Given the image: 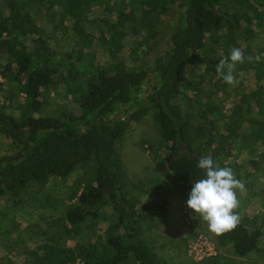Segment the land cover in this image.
Returning a JSON list of instances; mask_svg holds the SVG:
<instances>
[{"label": "trees", "instance_id": "obj_1", "mask_svg": "<svg viewBox=\"0 0 264 264\" xmlns=\"http://www.w3.org/2000/svg\"><path fill=\"white\" fill-rule=\"evenodd\" d=\"M95 6L110 16L91 19ZM171 8L167 48L152 51L145 24L157 30ZM262 10L264 0H0V96L17 102L9 109L0 102V134L12 142L0 155V198L16 207L52 182L66 188L65 197L40 195L58 224L35 225L39 245L20 249L13 241L22 264H166L150 218L165 214L172 192L162 178L148 181L152 190L130 180L118 155L119 142L146 114L162 139L173 193L188 199L192 183L204 178L197 167L204 156L231 168L251 191L258 173H240L233 154L253 153L255 141H264V74L255 60L236 66L235 77L249 70L254 95L244 80L225 83L216 65L232 48L246 58L264 54ZM124 37L130 38L126 56ZM98 49L105 61L96 59ZM189 73L207 86L204 96L187 94ZM55 87L65 99L57 109L45 103ZM229 98L233 105L225 110ZM236 195L240 202L250 196L239 189ZM234 211L238 226L213 235L218 249L245 257L260 249L264 217L256 224ZM61 238L74 243L60 244ZM199 264L229 263L214 255Z\"/></svg>", "mask_w": 264, "mask_h": 264}, {"label": "rangeland", "instance_id": "obj_2", "mask_svg": "<svg viewBox=\"0 0 264 264\" xmlns=\"http://www.w3.org/2000/svg\"><path fill=\"white\" fill-rule=\"evenodd\" d=\"M12 9L15 8L12 1H9ZM108 9L113 7V2L107 3ZM264 10L260 11L263 17ZM106 15L109 17L110 14L100 12L99 7H94L92 10L91 19L99 15ZM175 15V9L171 8L169 14L164 19L163 23L156 30L154 23L148 22L145 24V38L149 41L148 44H152V51L161 52L167 48V36L169 30V24ZM48 25V24H46ZM53 26V25H52ZM51 29L50 27H45ZM155 41V43H154ZM130 38L124 37L122 40V47L125 45L123 55L126 56V52L129 46ZM59 47L55 42L52 44ZM100 51V49H98ZM96 54L97 60L105 61L107 55L105 52L100 51ZM255 67L258 69L260 74H264V57L259 62H255ZM237 71L236 76L238 81L244 80L248 82L249 92L253 91L256 95L258 90L254 89L255 81L249 74V70L245 71L244 68ZM254 73V71H252ZM199 74H203L200 72ZM1 80V79H0ZM202 79L199 77H193L189 73L186 81L190 83L193 89L187 90V94L194 97L195 93L199 96H204V93L208 92L207 86L201 82ZM147 86H145V89ZM247 88V89H248ZM10 89V88H9ZM201 90V92L199 91ZM56 87L46 92L45 103L53 109H57L62 102L63 97H59L55 93ZM59 90V89H58ZM8 96V93L6 92ZM224 97H217V102L223 101ZM226 100L222 103V108L228 110L232 105L233 101ZM65 100V99H64ZM0 102L2 106L9 104L12 106L16 105L15 100L10 99V103L7 104L0 96ZM129 106L120 107L117 112L123 113L125 108ZM63 108V107H62ZM38 114H41L40 112ZM255 141V140H254ZM256 149L253 153L242 151L241 153L234 152L235 162L238 164L240 173H244L248 169H252L258 173V179L254 183L249 193L248 199L244 202L239 201L238 207L235 209L240 213L247 214L252 222L259 224L261 219L264 217V141H255ZM11 140L6 136L0 134V155L12 150ZM165 153V149L162 145V139L157 131L155 122L151 114H146L143 118L132 125L128 133L119 142L118 155L122 160L124 169L130 178V180L144 182L143 187L145 189L151 188V183L148 181L155 178L164 179L163 188L172 192L171 202L167 211L162 216H153L150 218V234L160 244V251L163 252L166 264H199V262L209 256L219 255L223 260L229 264H264V222L262 223V235L260 242L259 251L251 252L245 257L235 256L231 249L226 247L217 248L214 235L209 232L206 222H204L198 215L191 213V210L187 208L186 201L177 193H173V187L171 182V175L165 169L161 157ZM263 155L260 157V155ZM234 157V156H232ZM242 195H247V192L243 189H239ZM66 188L58 183H50L45 186L41 193L38 195L31 194L24 200V204L13 207L5 206L4 199L0 198V264H22V257L17 255L16 249L14 250V242H17L18 248H23L26 245L34 250L39 245V240L33 234L36 224L42 226H54L58 224V221L51 217L50 214L54 213L49 209H45L42 198L49 199L52 194L57 197H65ZM252 193V194H251ZM254 193V194H253ZM149 195L143 193L141 196V202L149 200ZM108 213V209L103 210V214ZM188 213L189 216L184 214ZM102 219V218H101ZM106 225L105 219L101 220L100 227ZM91 232L87 235L90 236ZM84 239H88L85 237ZM60 244L73 245V240H67L61 238L58 241ZM14 245V246H13ZM27 247V246H26ZM73 264H79L75 262Z\"/></svg>", "mask_w": 264, "mask_h": 264}, {"label": "clouds", "instance_id": "obj_3", "mask_svg": "<svg viewBox=\"0 0 264 264\" xmlns=\"http://www.w3.org/2000/svg\"><path fill=\"white\" fill-rule=\"evenodd\" d=\"M262 55L246 58L240 48H232L230 56L216 65V73L225 83L235 86L239 83L233 75L236 66L245 59L259 62ZM197 167L204 170V178L192 183L187 208L206 222L209 232L216 236L234 230L240 220L234 211L239 204L236 189H243V182L236 179L231 168L217 166L211 156L202 157Z\"/></svg>", "mask_w": 264, "mask_h": 264}]
</instances>
